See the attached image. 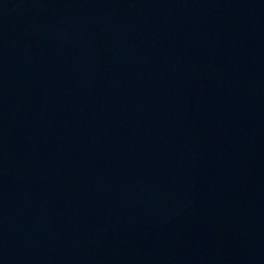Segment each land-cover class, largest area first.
Here are the masks:
<instances>
[{"label":"water","instance_id":"1","mask_svg":"<svg viewBox=\"0 0 264 264\" xmlns=\"http://www.w3.org/2000/svg\"><path fill=\"white\" fill-rule=\"evenodd\" d=\"M0 264H264V0H0Z\"/></svg>","mask_w":264,"mask_h":264}]
</instances>
